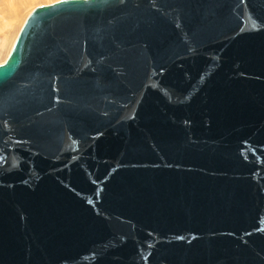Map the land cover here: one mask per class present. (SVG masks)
<instances>
[{
	"label": "water",
	"instance_id": "obj_1",
	"mask_svg": "<svg viewBox=\"0 0 264 264\" xmlns=\"http://www.w3.org/2000/svg\"><path fill=\"white\" fill-rule=\"evenodd\" d=\"M0 264H264V0H61L0 65Z\"/></svg>",
	"mask_w": 264,
	"mask_h": 264
},
{
	"label": "rangeland",
	"instance_id": "obj_2",
	"mask_svg": "<svg viewBox=\"0 0 264 264\" xmlns=\"http://www.w3.org/2000/svg\"><path fill=\"white\" fill-rule=\"evenodd\" d=\"M61 0H0V65L6 60L30 12Z\"/></svg>",
	"mask_w": 264,
	"mask_h": 264
},
{
	"label": "bare ground",
	"instance_id": "obj_3",
	"mask_svg": "<svg viewBox=\"0 0 264 264\" xmlns=\"http://www.w3.org/2000/svg\"><path fill=\"white\" fill-rule=\"evenodd\" d=\"M46 6V5H45ZM21 29V28H20ZM20 31V30H19ZM19 33V32H18ZM15 42V41H14ZM13 47V46H12ZM12 49V48H11ZM11 51V50H10ZM10 53V52H9ZM9 55V54H8ZM8 57V56H7ZM5 62V61H4Z\"/></svg>",
	"mask_w": 264,
	"mask_h": 264
}]
</instances>
